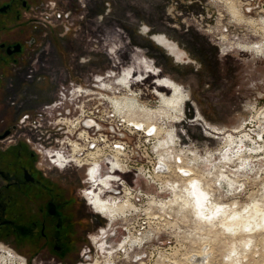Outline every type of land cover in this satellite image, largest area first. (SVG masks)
I'll list each match as a JSON object with an SVG mask.
<instances>
[{
    "label": "rangeland",
    "instance_id": "1",
    "mask_svg": "<svg viewBox=\"0 0 264 264\" xmlns=\"http://www.w3.org/2000/svg\"><path fill=\"white\" fill-rule=\"evenodd\" d=\"M29 1L31 11L22 18L27 26L23 32L27 38L34 37V44L14 73L16 88L19 89L21 80L26 82L30 104L18 109L16 115L24 113L30 118L39 113L43 105L56 99L59 86L71 79H77V85L90 86L94 75L108 73L112 67L117 72L132 68L136 74L144 72L147 76L152 66L135 63L134 57L140 56L150 58L164 71L159 76H169L180 83L183 94L189 92L184 120L182 117L183 121L178 123L181 117L177 110L162 100L158 105V98L150 95L155 87L153 82L158 83L150 77L152 74L143 86H133L143 94H139L140 103L151 108L157 106L155 110L145 111L147 124L160 120L159 135L173 132L181 144L190 146L191 155L184 163L193 175L187 183L177 174L169 175L171 180H163L175 183L173 192L160 191L158 182L154 184L142 178L134 184L132 174L127 175L131 201L136 200L139 187L145 195L141 193L144 198L140 204L134 203L137 210L134 214L113 222L106 230L115 235L109 244L115 252V264H264V0H232L244 17L241 21L228 15L223 3L213 0H85L87 10L76 0ZM47 4L56 9L54 16L47 12L49 25L43 20ZM109 5L114 15L102 22L100 18L110 9ZM248 19L255 24L247 23ZM141 24L151 28L152 33L166 32L184 52V59L168 57L151 37L139 34L145 26ZM117 28L126 37L118 31L111 34ZM238 44L254 45L255 50L240 52L236 50ZM136 45L145 51H133ZM111 46L118 49L117 59L108 58L107 50ZM138 79L141 82L142 76ZM158 87L160 90L153 94L162 91L159 93L170 95L165 85L161 83ZM90 97L77 99V105L83 104L86 111L80 116L77 108V118L85 119L97 105V100ZM5 100L12 101L9 92ZM21 100L25 101L19 95L16 102ZM197 111L204 120L193 123ZM0 114L3 118L11 116L12 111ZM202 123L206 125L205 132ZM208 123L224 128H209ZM79 126L78 132L83 131L82 122ZM215 131L221 132L215 135ZM125 136L130 142L141 137L128 133ZM156 141L153 139L149 144ZM129 152L133 156L143 155L142 150L135 148ZM155 154H149L150 158L131 168L144 166L151 170L159 160ZM52 172L54 177L64 176L67 184H76L77 190L84 188L80 184L81 170L66 174ZM152 197L169 201L168 207L160 210L149 206ZM77 201L80 216L92 217L89 237H96L100 229L107 228L106 220L94 215L78 194ZM209 216L213 219L208 220ZM136 233L144 235L146 240L140 248L132 247L124 255L120 252V238ZM21 246L22 242L0 240V247L14 251L21 258L32 257L28 264L58 263ZM83 249L90 251L88 263L98 260L103 264L102 254L85 237L77 245L73 258L79 259ZM138 256L141 260L136 259Z\"/></svg>",
    "mask_w": 264,
    "mask_h": 264
},
{
    "label": "flooded vegetation",
    "instance_id": "2",
    "mask_svg": "<svg viewBox=\"0 0 264 264\" xmlns=\"http://www.w3.org/2000/svg\"><path fill=\"white\" fill-rule=\"evenodd\" d=\"M81 1L77 2L80 3ZM213 1L219 4L223 3L225 8L231 3L234 4L232 0ZM29 2V0H0V113L1 111H12L11 116L6 115L1 118L0 114V240L8 239L18 244L22 242L21 249L25 247L33 250L35 254H45L51 259L57 260V264H87L84 263L85 258H83L86 249L80 250L79 259L73 258L74 254L77 253V245H80L83 237L90 241L88 231L92 222V217L80 216L77 210L79 189L77 190L76 184H67L64 176L54 177L55 173L44 168L39 162L38 156L20 141L21 134L25 133L26 130L21 129L19 131L18 127L27 122L29 115L24 113L16 115L15 113L22 106L29 105L30 102L27 101L29 96L26 92V82L21 80L19 89L16 88L17 79L14 71L17 66L24 63L27 51L34 44V37L27 38L23 32L27 26L23 23L22 18L31 11V8H28ZM234 6L238 12L239 20H244L237 5L234 4ZM109 8L101 16L102 22L110 15V5ZM226 11L231 16L227 8ZM99 21L97 22L99 23ZM245 21L248 23L252 20ZM148 28L146 25L144 26L145 30ZM147 35L148 37L151 36L156 46L167 52L168 57L171 58L170 55H172L178 60L184 59V52L179 45L169 40L164 34L149 33ZM162 43L164 46L160 45ZM116 50H118L117 47H110V52L118 58ZM236 50L250 53L254 52L255 47L254 45L238 44ZM134 61L137 64H150L152 66V72H149L147 76L144 72L143 74H136L132 69L134 77L142 76V86L146 79L152 77L158 80V83L156 80L153 82L155 85L152 88L153 92L160 90L161 87L158 86L161 83L171 91L170 95L161 94L160 99L166 98V96L172 99L173 97L174 99H182L180 108L175 109L181 117L179 122H182L184 107L189 101L187 99L188 93L183 94L181 92L183 87L175 81L159 76L158 73L161 71L153 67V62L150 59L145 57L136 59L135 57ZM149 74L152 76L149 77ZM177 88H179V92L176 91ZM8 92L12 96L10 102L5 100V94ZM19 95L25 101L16 102ZM184 99L185 105L183 107ZM132 106V103H129L126 108H133ZM201 120L195 119L198 122ZM151 126L154 124L148 127ZM72 170L68 169L59 173L66 174ZM98 210L103 214L106 213L104 208L99 207ZM109 211L110 216L114 215L111 210ZM0 251H3L2 247H0ZM19 251L18 253L22 252ZM0 254L7 256L6 253L0 252ZM15 255L19 257L16 253ZM11 257L15 260V257ZM31 258L23 259L28 264L31 262Z\"/></svg>",
    "mask_w": 264,
    "mask_h": 264
},
{
    "label": "built area",
    "instance_id": "3",
    "mask_svg": "<svg viewBox=\"0 0 264 264\" xmlns=\"http://www.w3.org/2000/svg\"><path fill=\"white\" fill-rule=\"evenodd\" d=\"M48 11L54 16L56 12L54 5L47 4L45 6L43 13L45 17L42 19L47 25L50 24ZM67 30L69 29L66 28ZM120 73L122 74L123 72L120 71ZM117 74V71L111 70L103 75L96 74L92 77L90 86H85L81 83L77 85V79L68 80L65 84L59 86L56 99L53 102L43 105L38 110L39 113H34L25 124L18 127L19 131L21 129L26 130L25 133L21 134L20 139L38 156L39 162L44 168L56 170L57 172H63L68 169L81 170L83 172V179L80 180V184L84 185V188L79 189L78 192L79 197L85 204H87V201L83 197L84 192L85 190L89 191L90 187L92 188L93 179L95 178L110 183L111 177L116 176L118 180L112 184L113 189L111 187L104 188L105 190L108 189L111 195L109 193L105 196L117 197L119 200L129 199L131 204L134 205V203L140 204L145 192L139 187L136 200L134 203L131 201V197L128 195L130 190L127 187L126 177L128 174H132L134 184L142 178L146 182L154 184L158 182L157 186L160 191L168 190L171 192L172 187L175 188V183H172V181L164 182L163 180L167 178L171 180L170 177L176 174L182 181L189 177L182 175L180 172L163 173L165 170L154 174L151 171L152 169L143 170L144 166L136 169L131 168L133 165L137 167L142 163V159L150 158L149 154L154 153L158 157L160 153H164L168 164L170 163L168 160H171L172 166L176 164L184 165V160L191 155L190 146L181 144L178 138H174L168 145L165 143L164 149L161 148L159 141L149 144V142L153 141L151 135L147 137L142 130L140 131L136 127L132 129L131 126H127L123 119L114 116V109L110 102L111 97L114 96L113 93L101 91L98 85L103 80H111L110 77L113 78ZM78 89L86 90L87 97L92 96L90 97L91 100H97V105L93 107L89 115L85 116L83 120L77 118V108H80V105H77ZM85 97L83 96V98ZM85 113L86 111H81L80 108L78 114L81 116ZM86 118H90V125H85ZM81 122L84 130L78 132ZM81 133L86 134V140L82 138ZM125 133L141 135V137L139 136L135 142H130L126 138ZM117 145H120V147H117ZM134 148L136 151L142 150L143 155L133 156L132 153L130 154V149ZM148 150L149 152H147ZM132 156L134 159L131 161ZM177 160L180 162L177 163ZM157 163L155 164L156 167ZM90 169H94L92 178L89 175ZM142 192L144 195H141ZM151 200L156 202L153 207L160 209L159 204L161 201L159 199L156 200L155 197H152ZM131 214H127L125 219ZM136 234L138 236L141 235V233ZM3 248L4 251H10L6 247Z\"/></svg>",
    "mask_w": 264,
    "mask_h": 264
},
{
    "label": "bare ground",
    "instance_id": "4",
    "mask_svg": "<svg viewBox=\"0 0 264 264\" xmlns=\"http://www.w3.org/2000/svg\"><path fill=\"white\" fill-rule=\"evenodd\" d=\"M80 1V0H77ZM227 10L229 11V13L231 14V16L237 20H239L238 18V12L235 10V6L233 3H231L230 5L226 6ZM253 21H250L249 23L252 24ZM254 23V22H253ZM255 24V23H254ZM254 29V28H253ZM145 32L147 34L150 33V29L148 28L147 30L142 29V32L140 33L141 35H144ZM151 37V36H150ZM156 44V43H155ZM161 46H164V43L160 44ZM107 54H108V58L111 59H117L116 56H114V54L112 52H110V50H107ZM113 69H111V71H117L116 67H112ZM133 71L130 69V71H127L126 69L123 70V73L121 74L120 71L118 72V74L111 78V80H103L99 85V89H101V91H108V92H112L113 93V97H111L110 102L112 105V108L114 109V116L116 117H120L121 119L124 120V122L127 124V126H131V128L133 129V127L138 128V130H142L146 136L148 137L149 134V130L151 129H155V127H158L159 124H161L160 120H156V123H154V126L148 127L149 125H151V123L147 124V122L145 121V112L144 111H148V110H155V108H151L147 103H140L139 99H141V97L139 96V94L143 95L142 92L140 90H134L133 86L137 85V84H141V82H139L138 79V75L137 76H133ZM118 81H125L126 83H121ZM86 90H81L78 89L77 90V99L79 98H83V96H88L86 94ZM140 92V93H137ZM119 93V95L117 96V94ZM122 93V94H121ZM122 95V97L120 96ZM150 95H154L156 96V98H158V105H160V100L164 101L166 104H168L170 107H172L173 109H179L182 103V99L177 98V99H167L165 97H162V99H160V93L158 95V93L153 94V91L150 92ZM172 96V95H171ZM186 98V97H185ZM187 99H190L189 97ZM129 103H132V107L133 108H126L127 105ZM185 104V99L183 102V107ZM81 111L84 110V106L83 104L80 105ZM197 113V112H196ZM184 120V117H183ZM158 121V122H157ZM180 123V122H178ZM90 118H86L85 120V125H90ZM202 130L203 132L206 131V125L205 123H202ZM148 127V128H147ZM167 131V130H166ZM221 131H215V135H219ZM81 136L83 139H87V136L85 133H81ZM162 136H164V138L162 139ZM175 135L173 134V132H164L163 134H158V129L156 128L155 131L153 132V135H151L152 139H158L159 143L161 144V148L164 149V145H168L170 141L174 140ZM232 142V141H231ZM166 143V144H165ZM161 149V150H162ZM220 153V152H219ZM218 153V154H219ZM93 156V155H91ZM176 163V162H175ZM143 170L147 169L146 167L142 168ZM183 170L184 172L190 173V175H188L189 177L192 176V172L190 170V168L186 167V164L184 165H174L172 166L170 163L168 164L167 162V157L165 156L164 153H160L159 155V160L157 163V167L156 165L152 166V172L154 174H158L160 171L165 170L163 173H181L180 170ZM94 174V169H90L89 171V175L92 178ZM187 178L184 180V182H188L190 179H192V177ZM110 183H106L103 182L102 180H99L98 178L93 179V186L92 188L90 187L89 191L84 192V198L87 201V206L89 207L90 211L96 215L99 216L100 218H103L104 220H106V229L102 228L98 231V235L96 237H91L90 238V242L91 245L93 247L94 250H96L97 252H99L100 254H102V258H103V264H107L109 262V264H115V261L113 259V255L115 254V252L112 250L113 247H111L110 241H112L113 238H115V235H113V233H108V231H106L109 227H111V224L117 220H122L125 219L126 215L129 213H133L136 208L133 204H131L129 199H125V200H119L117 197H112L109 196L111 195V193L107 190H105L104 188H110L113 189V185L115 181L118 180V178L116 176H112L110 179ZM185 183V184H186ZM173 185V184H172ZM184 186V184H183ZM172 192L175 191L176 189L174 187H172ZM110 193V194H109ZM106 194H109L108 196H105ZM168 203L169 201H161L159 204V208L161 210H163L164 208L168 207ZM187 203V202H186ZM185 203V204H186ZM156 205V202L151 200L149 202V206H154ZM100 208H104L105 210V214L101 213L98 209ZM163 207V208H162ZM112 211V213L114 215L110 216V211ZM98 238V239H95ZM121 242H120V252L123 253L124 255H128V251L132 248V247H136V248H140L144 242L145 236L141 235H131L129 234L128 237H121L120 238ZM4 248L2 247V250ZM119 249V246H118ZM4 253L9 254V256H1L0 257V264H26L24 259L21 257H17L15 255L14 252H12V250L10 251H4ZM88 250L84 251L83 254V258H85L84 263L87 264H99L98 260H94L93 262H89L90 260V256L88 255ZM15 257V260L12 259V257ZM191 255V254H190ZM12 259V260H11ZM136 259L141 260V258L138 256L136 257ZM142 264V263H141Z\"/></svg>",
    "mask_w": 264,
    "mask_h": 264
},
{
    "label": "crops",
    "instance_id": "5",
    "mask_svg": "<svg viewBox=\"0 0 264 264\" xmlns=\"http://www.w3.org/2000/svg\"><path fill=\"white\" fill-rule=\"evenodd\" d=\"M86 2H85V0H82L80 3L79 2H77V4L81 7V8H85L86 10H87V8H86V4H85ZM93 5V2L92 1H90L89 2V7H91ZM113 12V10H112V8H111V13H110V15L107 17L108 19H109V17H111L112 15H114V13H112ZM127 15V14H126ZM128 18V17H127ZM106 19V18H105ZM105 19H104V21H105ZM103 21V22H104ZM98 23V22H97ZM129 24H131V23H129ZM142 25H146V24H141V26ZM147 26V25H146ZM151 29V28H150ZM121 32V33H123V35H124V32L121 30V29H119V28H117L116 30H112L111 31V34H115L116 32ZM156 32H153V33H156V34H164L167 38H169L167 35H166V32H164V31H161V30H155ZM150 33H152L151 31H150ZM140 34V33H139ZM125 36V35H124ZM126 37V36H125ZM169 40H171L170 38H169ZM173 41V40H172ZM175 42V41H174ZM155 45V44H154ZM127 46H128V44H127ZM120 47V46H119ZM129 47V46H128ZM158 47V46H157ZM159 48V47H158ZM132 49H133V51H137L138 53L139 52H141V51H145V49H143V47L141 46V45H136V46H133L132 47ZM160 50H162V49H160ZM163 51V50H162ZM140 57H145V58H147V59H150V58H148V57H146V56H140ZM129 58V57H128ZM135 58V57H134ZM137 58V57H136ZM151 60V59H150ZM152 61V60H151ZM153 62V61H152ZM153 67L155 68V69H157V70H159V71H161L162 73H164V71L160 68V67H157L156 66V64H155V62H153ZM130 69L132 70V68H127L126 70L127 71H130ZM167 78H169V79H171V80H173V81H175L176 83H178L175 79H173L172 77H169V76H166ZM178 84H180V83H178ZM181 85V84H180ZM182 86V85H181ZM183 87V86H182ZM188 93V95H189V92H187ZM192 100V99H191ZM197 113L202 117V115L200 114V112L199 111H197ZM202 120H204V118L202 119ZM209 125H211V127H216V128H224V127H217V126H215V125H212V124H210V123H208ZM225 130H228V129H226L225 128Z\"/></svg>",
    "mask_w": 264,
    "mask_h": 264
},
{
    "label": "snow or ice",
    "instance_id": "6",
    "mask_svg": "<svg viewBox=\"0 0 264 264\" xmlns=\"http://www.w3.org/2000/svg\"><path fill=\"white\" fill-rule=\"evenodd\" d=\"M149 71H151V69H149ZM118 82L126 83L125 81H118ZM170 86H172V85H170ZM176 91L179 92V88H177ZM158 95H159V93H158ZM195 119H203V117H201V116H199V115L197 114V115L195 116ZM192 122L194 123L195 120H193ZM213 130H215V129H213ZM236 130L239 131V129H236ZM154 131H155V129H151V130H149L148 134H149V135H152V133H153ZM117 147H120V145H117ZM179 162H180V161L177 160V163H179ZM180 171H181V174L184 175V176H188V175H190V173L184 172L182 169H181ZM207 219H208V220H212L213 217L209 216V217H207Z\"/></svg>",
    "mask_w": 264,
    "mask_h": 264
}]
</instances>
